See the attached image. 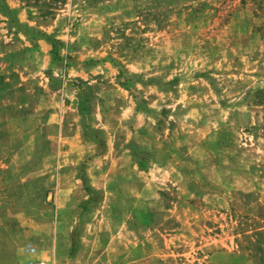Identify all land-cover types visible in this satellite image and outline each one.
Wrapping results in <instances>:
<instances>
[{
    "label": "rangeland",
    "instance_id": "374dc122",
    "mask_svg": "<svg viewBox=\"0 0 264 264\" xmlns=\"http://www.w3.org/2000/svg\"><path fill=\"white\" fill-rule=\"evenodd\" d=\"M27 4L0 0V264H264V0Z\"/></svg>",
    "mask_w": 264,
    "mask_h": 264
},
{
    "label": "trees",
    "instance_id": "16d2710c",
    "mask_svg": "<svg viewBox=\"0 0 264 264\" xmlns=\"http://www.w3.org/2000/svg\"><path fill=\"white\" fill-rule=\"evenodd\" d=\"M63 0H25L26 3H28L27 5H35L37 6L38 10L40 11V13L42 15H52L53 14V10L55 8V6L57 5V3H61ZM30 3V4H29ZM79 104H78V109L80 113H85L87 111V109L82 106V103L84 102V100L82 99V97L79 95ZM139 166L142 167L143 164L141 161H139Z\"/></svg>",
    "mask_w": 264,
    "mask_h": 264
}]
</instances>
